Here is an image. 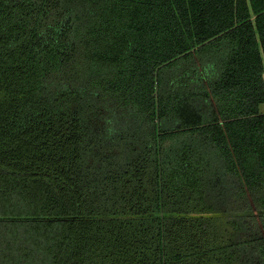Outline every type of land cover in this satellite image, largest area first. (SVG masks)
<instances>
[{"label":"trees","instance_id":"obj_1","mask_svg":"<svg viewBox=\"0 0 264 264\" xmlns=\"http://www.w3.org/2000/svg\"><path fill=\"white\" fill-rule=\"evenodd\" d=\"M264 0H0V264H264Z\"/></svg>","mask_w":264,"mask_h":264},{"label":"crops","instance_id":"obj_2","mask_svg":"<svg viewBox=\"0 0 264 264\" xmlns=\"http://www.w3.org/2000/svg\"><path fill=\"white\" fill-rule=\"evenodd\" d=\"M262 109H263V111H264V104H263V106H262Z\"/></svg>","mask_w":264,"mask_h":264}]
</instances>
